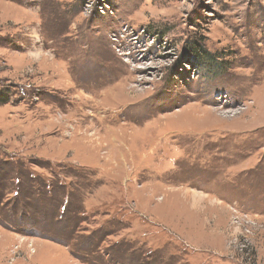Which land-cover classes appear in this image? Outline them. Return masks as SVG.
I'll use <instances>...</instances> for the list:
<instances>
[{"label":"rangeland","instance_id":"1","mask_svg":"<svg viewBox=\"0 0 264 264\" xmlns=\"http://www.w3.org/2000/svg\"><path fill=\"white\" fill-rule=\"evenodd\" d=\"M0 264H264V0H0Z\"/></svg>","mask_w":264,"mask_h":264},{"label":"trees","instance_id":"2","mask_svg":"<svg viewBox=\"0 0 264 264\" xmlns=\"http://www.w3.org/2000/svg\"><path fill=\"white\" fill-rule=\"evenodd\" d=\"M26 198H29V196L28 197H26ZM23 209V208H22ZM23 217H25V216H23Z\"/></svg>","mask_w":264,"mask_h":264}]
</instances>
